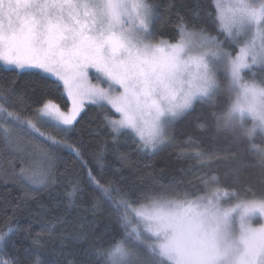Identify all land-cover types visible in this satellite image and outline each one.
Wrapping results in <instances>:
<instances>
[{"label": "snow or ice", "instance_id": "obj_1", "mask_svg": "<svg viewBox=\"0 0 264 264\" xmlns=\"http://www.w3.org/2000/svg\"><path fill=\"white\" fill-rule=\"evenodd\" d=\"M194 3L182 15L170 0L161 16L154 0H0V64L31 77L19 91L15 80L0 84V152L30 161L13 172L16 210L51 196L65 150L90 189L81 204L76 175L64 193L66 210L82 215L55 216L35 233L5 223L0 264H264V0ZM86 103L103 113L90 135L107 132L114 144L124 137L156 155L200 106L208 114L196 129L228 147L209 151L190 136L177 158L197 170L189 164L167 182L108 175L101 153L90 167L82 141L69 138ZM221 164L231 166L221 173ZM101 210L115 227L97 235Z\"/></svg>", "mask_w": 264, "mask_h": 264}, {"label": "trees", "instance_id": "obj_2", "mask_svg": "<svg viewBox=\"0 0 264 264\" xmlns=\"http://www.w3.org/2000/svg\"><path fill=\"white\" fill-rule=\"evenodd\" d=\"M155 3L160 5L161 16L167 15L164 11L170 0H154ZM207 4L208 0H202ZM175 8L173 11L179 10L182 15H187L189 9L195 6L194 0H184V4H181V0H174ZM159 28V25L157 26ZM173 34L171 26H165L159 31V35L169 38ZM215 34V33H214ZM31 77L27 76L24 71L13 72L12 70L5 68L0 64V84H7L11 80L16 81V88L19 91L27 80ZM53 99L56 100L62 107L70 106V102L66 96L61 93H53ZM207 109L196 107V110L192 112L186 119L179 121L173 130L175 141L173 144L163 148L156 155L141 151L131 139L125 140L121 137L119 142L114 144L111 137L107 132H101L100 135H90V130L97 129L100 121L103 118L102 111L95 105H86L85 111L82 113V119L77 125L78 131L70 133V140L82 141L84 159L89 162V166L95 168V158L98 153L103 155L104 171L108 175L114 172L137 178L141 174L151 173L154 176L162 178L165 182L172 175H180L178 169L187 168L189 164L196 169L195 161L190 159H178L177 153L179 148L184 146L183 142L190 136L194 138L201 148L206 150H220L223 151L228 147V141L224 139L213 140L207 133L199 132L196 129L197 117L201 119L207 117ZM114 118H118L119 115L113 112ZM43 130L57 135L55 129L50 127H44ZM259 144L260 142L257 141ZM247 146H241L239 151L243 156V159L249 164L253 163V160L249 154L245 152ZM127 153V160H121L120 154ZM66 163L58 165L60 176L58 186L52 191L51 196L48 192L40 194L36 200L29 201L21 210H16L20 197L23 192L17 183L13 182V172L18 171L21 166H27L29 164V158L24 156L21 159V155L14 152L4 150L0 152V228H3L5 223H11L13 227L19 226L20 228H30L33 233L40 231L42 225L52 220L55 216L69 215L74 218L77 215H82V212L77 210H66L64 193L70 190L69 181L79 175L82 181V187L84 193L81 194L80 202L86 205L89 200L88 193L90 189L87 186V176L85 171L80 168L79 163H74L75 156L65 150L61 153ZM231 165L221 164L219 170L223 173ZM253 178L259 176V169L251 167L247 169ZM198 184V182H197ZM58 205V206H57ZM43 206V208L41 207ZM101 217V223L97 228V235L102 234L105 229L111 233L115 225H111L106 219L107 213L101 210L99 214ZM18 243H21L18 241ZM23 247H28V241H22ZM81 247V246H76ZM71 259V257H69Z\"/></svg>", "mask_w": 264, "mask_h": 264}, {"label": "rangeland", "instance_id": "obj_3", "mask_svg": "<svg viewBox=\"0 0 264 264\" xmlns=\"http://www.w3.org/2000/svg\"><path fill=\"white\" fill-rule=\"evenodd\" d=\"M222 2L225 3V4H227L228 0H222ZM161 37H162V36H161ZM163 38H164V39H168V38H166V37H163ZM3 66H4V65H3ZM4 67H5V68H8V66H4ZM95 82H96V81L93 80V83H95ZM69 102H70V101H69ZM86 105H89V104L86 103ZM86 105H85V106H86ZM69 107H70V106H69ZM118 115H119V114H118ZM118 118H119V117H118ZM261 147H264V145H261Z\"/></svg>", "mask_w": 264, "mask_h": 264}]
</instances>
